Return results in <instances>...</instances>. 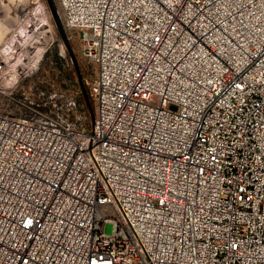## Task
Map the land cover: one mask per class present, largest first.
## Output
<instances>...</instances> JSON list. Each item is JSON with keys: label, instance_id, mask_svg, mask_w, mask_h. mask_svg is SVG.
Masks as SVG:
<instances>
[{"label": "built area", "instance_id": "1", "mask_svg": "<svg viewBox=\"0 0 264 264\" xmlns=\"http://www.w3.org/2000/svg\"><path fill=\"white\" fill-rule=\"evenodd\" d=\"M56 4L94 117L0 109V264H264V0Z\"/></svg>", "mask_w": 264, "mask_h": 264}, {"label": "rangeland", "instance_id": "2", "mask_svg": "<svg viewBox=\"0 0 264 264\" xmlns=\"http://www.w3.org/2000/svg\"><path fill=\"white\" fill-rule=\"evenodd\" d=\"M53 1L57 5L56 0ZM21 4L26 13L20 9ZM46 8L45 0H0V52L5 54L9 64V72L4 76L9 89L0 90L2 110L21 114L26 111V105L40 108L57 105L44 103L54 94L62 100L84 101L69 53ZM65 32L94 112L95 102L89 94V86L96 75V66L81 54L79 32L76 29ZM85 117L76 113L73 119L82 121L86 127L91 117L88 112ZM103 229L110 234L112 223H105Z\"/></svg>", "mask_w": 264, "mask_h": 264}, {"label": "water", "instance_id": "3", "mask_svg": "<svg viewBox=\"0 0 264 264\" xmlns=\"http://www.w3.org/2000/svg\"><path fill=\"white\" fill-rule=\"evenodd\" d=\"M45 1H46V4H47L46 10H48V12L50 13L51 18L53 20V23H54V25H55L58 33H59V36L62 39V41H63V43H64V45H65V47L67 49V52L69 53L70 60L72 62V65H73V68H74V71H75V74H76V77H77V82H78L79 88L81 90L84 103L86 105V108L88 110V113H89L91 119L93 120L94 112H93V109L91 107L89 97H88V95L86 93V89L84 87L83 78H82V75H81V72H80V69H79V66H78V62L76 60V57H75L73 51L71 50V48L69 46L68 38H67V35H66V32H65V29H64V27H63V25L61 23V19L59 17L56 5L54 4L53 0H45Z\"/></svg>", "mask_w": 264, "mask_h": 264}, {"label": "bare ground", "instance_id": "4", "mask_svg": "<svg viewBox=\"0 0 264 264\" xmlns=\"http://www.w3.org/2000/svg\"><path fill=\"white\" fill-rule=\"evenodd\" d=\"M24 7L22 6V4L20 5V9H23ZM19 9V10H20ZM17 45V44H16ZM10 50V49H9ZM9 50H8V52H9ZM10 52H12V51H10ZM9 54V53H8ZM11 56H12V54H10ZM15 56V55H14ZM6 57H7V54H6Z\"/></svg>", "mask_w": 264, "mask_h": 264}, {"label": "trees", "instance_id": "5", "mask_svg": "<svg viewBox=\"0 0 264 264\" xmlns=\"http://www.w3.org/2000/svg\"><path fill=\"white\" fill-rule=\"evenodd\" d=\"M57 59H58V57H57ZM91 104V103H90ZM84 105H85V103H84ZM86 106V105H85ZM91 107H92V105H91Z\"/></svg>", "mask_w": 264, "mask_h": 264}]
</instances>
